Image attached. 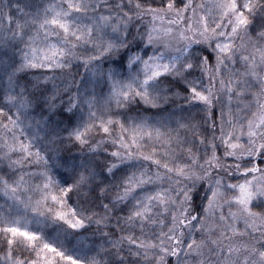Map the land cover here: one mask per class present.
Masks as SVG:
<instances>
[{"label":"snow or ice","instance_id":"obj_1","mask_svg":"<svg viewBox=\"0 0 264 264\" xmlns=\"http://www.w3.org/2000/svg\"><path fill=\"white\" fill-rule=\"evenodd\" d=\"M73 60L89 74L73 79L74 93L65 85V102L54 70L71 69ZM36 69L46 71L20 82L21 73ZM221 93L229 105L235 99L239 107L246 97L253 102L244 106L250 116L243 120L231 108L225 119L221 110L216 136L213 109ZM136 98L151 108L182 100L185 115L169 128L163 120L111 112L113 102L119 109ZM37 108L40 119L32 115ZM58 111L68 123L49 127L44 113ZM25 120L34 131L30 138ZM201 121L210 124L211 136L200 133ZM94 131L104 139L90 143ZM61 132L87 152L60 157ZM109 140L116 146L110 153L103 147ZM0 153L19 173L0 177L10 210L22 205L37 224L47 214L63 229V239L53 241L32 230L26 216L0 218L7 244L0 264H264V0H212L210 7L194 0H3ZM33 164L41 170H24ZM53 168L67 178H55ZM234 173L243 181L232 183ZM37 175L41 182L34 184ZM101 176L111 182L100 188L108 203L97 205ZM73 192L75 207L68 203ZM114 215L115 226L105 231ZM93 224L95 238L85 245L83 233Z\"/></svg>","mask_w":264,"mask_h":264},{"label":"trees","instance_id":"obj_2","mask_svg":"<svg viewBox=\"0 0 264 264\" xmlns=\"http://www.w3.org/2000/svg\"><path fill=\"white\" fill-rule=\"evenodd\" d=\"M0 2H3V0H0ZM13 3L16 2V0H12ZM195 4H200V3H204L207 6H211L212 4V0H194ZM202 10H200L201 12ZM12 14L16 15L15 13V9H12ZM104 14H107V12H105ZM147 19V18H146ZM212 17H209V20L211 21ZM237 43H239V41H237ZM149 51H151L149 49ZM249 51H251V48L249 47ZM78 54L82 55V56H87V55H91V54H95L93 51L89 50L88 52H84L82 50H78ZM105 67H107V64H105ZM237 68H241L242 64H237L236 65ZM46 70L43 69H36V70H30L26 73H21L20 74V82L24 83L26 81L29 80H34L37 76H39V74L41 72H45ZM55 75L57 76V80L56 83L60 86L61 91H62V99L66 102L67 101V95H63V88L65 87V85H67L70 89V93H74L76 91V87L73 84V79L75 81H79L82 77L87 76L89 73L86 71V69L83 67L82 63L78 60H73V66L71 67V69H56L54 70ZM48 75H52V72H48ZM204 82L207 83V77H204ZM49 89L51 88V84H49L47 86ZM107 91V89H105V92ZM69 93V94H70ZM249 98V97H246ZM57 105L60 104V100L56 101ZM235 104V101L233 99L231 105H229L228 103V99L227 96L223 93L220 94V100L216 102L215 107L213 109V119L216 121V129H215V134L216 136H219L220 134V123H221V110H223L224 112V118L227 119L228 117V113H229V108H231L232 113L234 112L233 109V105ZM179 105H184V101L176 99L175 104L172 103H168V104H163L161 105L160 108H151L149 105H145L142 101L139 100V98H136L135 101H132L127 107L124 108H117L115 103L113 102L111 105V112L115 113V114H122L121 115V119H124L125 116H139V117H149L152 118L149 120V123H154L155 120H163L165 121V123L167 124V127L169 128H175L176 124H175V120L179 119L181 117H183L185 115V113H182L179 110ZM15 110L13 109V112ZM196 111V110H193ZM175 113V116L172 118L171 121H169L168 117L170 113ZM40 109L37 108L36 112L33 113L32 115L35 117V119H40ZM84 114L85 117L87 116V109L86 107L84 108ZM44 115H49L51 116V122L49 127H56L58 122H59V127L63 128L68 122L67 120L61 115V112L58 111L55 115L45 112ZM203 113L201 112L198 116H197V121L200 120V116H202ZM29 121L25 120L24 125H22V127L24 128V131L26 133V135L30 138L33 134L34 131H29L27 125H28ZM126 126H131L132 121L131 120H126L125 121ZM159 126V125H157ZM205 129H210V124H204L202 121L200 122V133L201 134H206L208 136L212 135V131L209 130L207 132H205ZM164 130V129H162ZM119 132V128L118 126L114 127L113 129V135H116V133ZM61 136L65 137L64 140V144L60 147L58 155L60 157H64L67 158L70 155L76 158H79L82 151L83 152H87V147L82 148L81 145H79L78 142H69L66 139L67 133L66 132H61L60 133ZM185 133L182 131V135H184ZM189 139L192 138V134L191 133H187ZM41 136H43V132L41 133ZM22 140L25 139L24 136L20 137ZM101 139H104V134L100 133L99 131H94L93 133H91V138H90V143H95L96 141H99ZM198 143V141H197ZM216 143H220L219 140L216 141ZM41 143H37L36 147H41ZM104 148L108 149V152L110 153L111 151L116 150V146L111 144V141L109 140V142L105 145H103ZM224 149L223 146H221L218 150V155H222ZM55 155L56 154H52L53 156V160L55 159ZM107 154L103 152V150L101 149V154L97 157L101 162L104 161L105 156ZM185 158H186V154ZM17 156L13 155V159H16ZM53 161H50V163H52ZM229 162H231V160H229ZM256 163H260L259 160L256 161ZM264 164H261L260 166L263 167ZM25 171H35V172H39L41 169L38 165H31L28 166L24 169ZM19 173L17 172L15 175H18ZM52 174L54 175L55 178L58 179H66V175L63 172L62 169H57V168H53L52 169ZM222 174V173H221ZM15 175L13 174L12 170L9 169L7 167V161L2 159V153H0V177H4L7 178L9 180L14 179ZM224 175V174H222ZM234 174L232 176L231 179H235L234 178ZM101 180H103V183H100V187L96 189V196H100V188L105 187L107 184H109L111 181L109 179H105L104 177H98L97 178V182L99 183ZM32 182L34 184H38L41 182L40 177L37 176H33L32 177ZM204 187H207V185L205 184ZM113 193L109 192L108 193V197L110 198L111 195ZM33 201H35L36 199H39V193H33L31 194ZM70 199L68 200V203L71 206H77L79 197L77 196V194L75 192L70 193ZM204 196V189L198 186L197 191L194 194V199L196 201L197 204L201 203V198ZM108 203V199H105L103 196H100V199L96 201L97 205H99L100 203ZM206 200L203 201V203L206 204ZM94 211H96L97 213L103 214V209L102 207L96 206L94 208ZM119 213H117L118 215ZM34 213L31 211V209L29 208L27 211H25V209L23 208V206L21 205L20 210H13L10 207H8V205H6V201L4 200V198L2 197V195L0 194V218H4V217H8L9 219L15 218L17 216H26L27 219L29 221H31L29 227L32 230H37L39 229L40 231H42V233L45 235V238H51L53 241H55L57 238L63 239V229L61 228V224L62 222H58V221H54L50 216H48L46 214L45 217L41 218V220L43 221L42 223L37 224L35 220H33L34 217ZM116 224V219H115V215L112 217L111 222L109 224V228L104 229L105 231H109L111 230ZM3 225H0V227H2ZM63 227H67L66 225H64ZM96 228V225L93 224L86 233H83L84 236L87 237L86 240H84L85 245L89 244L90 241L92 239H94L95 237H93V232ZM98 235V234H97ZM117 235H119V233H117ZM77 241H73V244H76ZM65 247L68 249H71L72 245L70 244H65ZM7 249V244L4 241L3 235L0 234V257H3L5 254V251ZM14 255H21V249L19 247H14ZM88 255H92V253H88ZM23 256H29V253L27 251L23 252Z\"/></svg>","mask_w":264,"mask_h":264},{"label":"rangeland","instance_id":"obj_3","mask_svg":"<svg viewBox=\"0 0 264 264\" xmlns=\"http://www.w3.org/2000/svg\"><path fill=\"white\" fill-rule=\"evenodd\" d=\"M197 13H198V14L200 13V9H197ZM188 15H191V13H189ZM234 101H235V104L233 105V109H234L233 115H234L237 119L243 120L244 117H246V116H250V112H249V111H246L245 108H244V106H245L246 104L250 103V102H253L251 97H249V98H245L244 101H243V103L240 104L239 107L237 106V101H236L235 99H234ZM251 110L254 111L255 108L253 107ZM244 139L246 140L247 137H244ZM263 167H264V165H263ZM222 174H223V173H222ZM222 174H221V175H222ZM234 176H235L236 178L234 177V178H235L234 180L231 179V182H232V183H236L237 181L242 182L243 179H244V177H243L242 175H239V174H236V173H234ZM249 178H250V177H249ZM0 194L2 195V197L4 198V200L6 201V205H8V207H10V206L12 205V202H11L10 200H7V198H6L2 193H0ZM209 194H210V193H209ZM206 203H207V202H206ZM11 208H12L13 210H20L21 205H20L18 208L15 207V206H13V207H11ZM254 210H257V211H258V209H254ZM224 212H225V214H227V212H228V208H227V207L224 208ZM240 226L243 227L242 224H241ZM198 238H199V236H198Z\"/></svg>","mask_w":264,"mask_h":264}]
</instances>
